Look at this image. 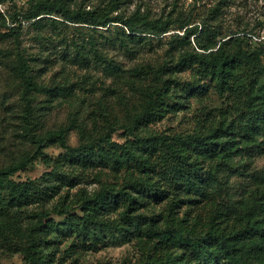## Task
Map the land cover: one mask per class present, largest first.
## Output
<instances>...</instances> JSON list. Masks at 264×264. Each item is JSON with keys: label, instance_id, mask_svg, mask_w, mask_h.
<instances>
[{"label": "rangeland", "instance_id": "rangeland-1", "mask_svg": "<svg viewBox=\"0 0 264 264\" xmlns=\"http://www.w3.org/2000/svg\"><path fill=\"white\" fill-rule=\"evenodd\" d=\"M37 1L0 0V168L23 155H33L32 163L13 175L15 181L40 180L42 183L47 177L43 175L55 172L72 179L76 185L64 184L60 194L49 202L23 208V230L13 233L11 240L0 237V264H28L22 249L27 243L25 229L36 221L31 216L34 211H49L50 219L59 223L65 217L56 209L66 206L71 213L82 214V200L103 184L119 188L146 171L160 176L166 167L164 157L157 150H151L149 141L139 139L164 133L187 141L193 135H206L221 123L240 126L241 119L244 121L249 112L253 95L243 89L241 80H235L230 89L212 86L209 91L189 96L178 110H171L159 120L137 124L145 94L157 84L160 70L163 77L174 72L185 84L204 83L208 78L199 63L193 62L177 71L175 64L181 55L209 53L228 38L231 41L225 48L229 51L241 48L252 51L260 44L264 51V0H113L118 8L112 15L119 14L136 24L143 17L171 23L166 33H138L143 36L138 42L128 35L130 32L122 22L95 29L55 13L43 21L46 24L37 25L35 19L25 18ZM111 1L64 0L74 11L99 12L109 10ZM183 23L198 27L197 36L181 39L185 30L180 28ZM13 27L19 35V45L35 67L37 82L47 89L30 92L29 106L33 113L29 122L24 118L27 101L21 97L22 80L17 74L15 56L10 54L16 45V35L10 36ZM205 27L219 31L216 42L208 39ZM119 36L126 40L122 41ZM78 50L85 52L86 58L77 55ZM106 59L113 60L122 71L116 72L107 66ZM247 77L250 81L251 73ZM263 77L261 74L260 79ZM61 129L67 131V142L73 147L89 141L95 143L96 150L108 163L83 167L71 161L70 151L46 137L48 131ZM38 137H43L41 152H38ZM258 139L264 147V135ZM241 140L231 160L226 155L217 160L201 158L202 167L215 172L219 190L212 201L189 208V225L194 224L197 234L206 231L211 216L216 217L228 201L243 216L247 206L253 207L264 199V148L245 138ZM113 151L121 158V154L130 151L139 160L131 157L121 167L112 166L108 157ZM142 163L149 168L144 170ZM51 181L54 182L53 176ZM45 184L49 183L45 181ZM171 199L142 211L148 215L167 212ZM182 205L177 214L181 217L189 207ZM257 215L264 217L259 210ZM74 241L77 242L75 236L57 241L47 264H148L149 258L155 259L153 245L137 239L115 243L109 239L98 249L82 250Z\"/></svg>", "mask_w": 264, "mask_h": 264}, {"label": "trees", "instance_id": "trees-1", "mask_svg": "<svg viewBox=\"0 0 264 264\" xmlns=\"http://www.w3.org/2000/svg\"><path fill=\"white\" fill-rule=\"evenodd\" d=\"M117 8L118 5L113 4V0L109 10L103 9L100 12L80 9L74 11L64 0H39L26 12L25 18L35 19V24L44 25L46 23L43 21L49 20L56 13L69 21L92 25L95 29L97 26L122 22L130 32L128 35L136 42L143 39L138 33L161 34L168 32L172 27L170 22L159 23L144 17L140 24H136L119 14L112 15ZM186 27L185 23L180 25L181 29H185L181 39L190 38L191 35L197 36L198 27ZM11 30L10 36L16 35V45L10 54L15 56L17 74L22 80L21 97L27 101L24 118L29 122L33 113L29 106L30 92L47 89L37 82L35 67L30 62L26 50L19 45V35L15 32V27ZM205 30L208 39L216 42L219 31L211 27H205ZM123 35H126V31ZM176 36L180 37L178 34ZM119 38L126 40L124 36ZM230 39L222 41L217 49L210 50L209 53H185L175 64L177 71H182L193 65V62L199 63L204 66L207 82L191 81L185 84L174 76V72L168 77H163L160 70L157 84L145 94L135 123L155 122L171 110H178L191 95L209 91L212 86L219 90L230 89L235 80H241L243 89L248 90L253 98L249 100V112L244 121L241 119L240 126L221 123L206 135H193L187 141L181 136L174 138L164 133L139 139L143 142L149 141L151 150H157L164 157L166 167L161 175L154 176L146 171V174L132 177L119 188L103 184L98 191L86 195L82 200V214H73L66 206L56 209L60 216L65 217L59 223L50 219L49 211H34L31 216L36 221L26 227L27 243L22 249L28 264H47L56 242L69 240L72 236L77 240L74 244L81 250L98 249L100 244L109 239L114 243L141 240L153 245L155 259L149 258L148 264H264V217L257 215V210L264 214V199L253 207L247 206L243 216L228 201L216 217L211 216L209 227L202 234L196 233L194 224L189 225L190 219L187 215L193 209L191 207L212 201L219 190V180L215 172L205 170L201 158L217 160L226 155L225 158L231 160L232 154L241 146V138L254 142L258 147L263 144L258 139L264 135V77L260 79L261 74L264 75L263 46L260 44L252 51L242 48L229 51L225 46ZM77 55L86 58L85 52L81 50L77 51ZM106 63L116 72L122 71L113 60L106 59ZM248 73H251L250 81ZM66 134L67 131L61 129L48 131L46 137L48 141L57 142L70 151L71 161L75 160L78 165L92 167L98 163H108L105 157H101L98 149L96 150L95 143L89 141L73 147L68 144ZM36 142L38 152H41L43 137H38ZM121 156L123 158L113 151L108 157L109 163L121 167L129 163L131 157L135 161L139 160L136 154L130 151ZM33 159V155H23L0 168V237L3 236L4 239L11 240L13 233L20 232L25 227L23 208L30 204L49 202L60 194L64 184L76 185L72 179L55 172L43 175L47 177L43 178L42 183L40 180L15 181L13 175L27 168ZM146 159L148 161V158ZM141 165L144 170L149 168L144 163ZM52 176L54 182L51 181ZM44 180L49 184H45ZM57 181L59 183H56ZM169 198L172 199L167 212L148 215L142 211ZM183 203L189 207L181 217L177 214ZM45 219L47 220L44 221Z\"/></svg>", "mask_w": 264, "mask_h": 264}]
</instances>
